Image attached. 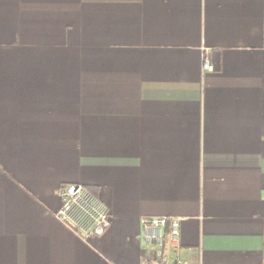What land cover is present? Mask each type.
Wrapping results in <instances>:
<instances>
[{"label": "crops", "instance_id": "crops-1", "mask_svg": "<svg viewBox=\"0 0 264 264\" xmlns=\"http://www.w3.org/2000/svg\"><path fill=\"white\" fill-rule=\"evenodd\" d=\"M161 216L162 264H264V0H0V264H154Z\"/></svg>", "mask_w": 264, "mask_h": 264}, {"label": "built area", "instance_id": "built-area-1", "mask_svg": "<svg viewBox=\"0 0 264 264\" xmlns=\"http://www.w3.org/2000/svg\"><path fill=\"white\" fill-rule=\"evenodd\" d=\"M203 70H211L207 55H203ZM59 208L56 218L69 227L76 235L86 238L103 232L109 227L110 214L107 207L83 184L65 183L58 189ZM182 218L143 217L140 220L138 239L144 248L155 252L154 264H162L166 230L169 240L177 245L179 223ZM169 264H200L176 257Z\"/></svg>", "mask_w": 264, "mask_h": 264}]
</instances>
